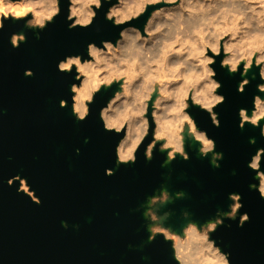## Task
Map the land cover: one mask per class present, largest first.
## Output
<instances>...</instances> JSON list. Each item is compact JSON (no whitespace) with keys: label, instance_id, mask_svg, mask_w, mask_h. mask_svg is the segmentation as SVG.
Here are the masks:
<instances>
[{"label":"water","instance_id":"1","mask_svg":"<svg viewBox=\"0 0 264 264\" xmlns=\"http://www.w3.org/2000/svg\"><path fill=\"white\" fill-rule=\"evenodd\" d=\"M108 7L105 3L92 27L70 31L68 0H61V15L39 32L40 39L39 30H28L23 22L0 32V264H179L172 241L160 236L148 242L144 212L149 198L162 188L173 198L161 208L162 213H171L165 227L177 233L190 222L213 221L219 211H229L230 193L241 195L245 205L241 213L247 212L251 221L240 228L239 216L226 220L212 238L222 251L231 253V264H264V199L250 189L258 181L248 168L257 149L264 148V138L251 125L243 131L239 127V110L246 108L251 114L253 97L264 95L257 92L262 83L258 74L242 95L241 77L222 69L217 58L215 78L223 85L218 94L226 97L215 109L221 127H214L207 112L189 108L200 130L224 155L219 169L210 163L211 157L198 156L199 145L190 140H186L189 161L178 156L162 167L167 153H161L158 145L149 162L145 150L151 135L138 151L135 165L117 167L116 146L123 133L106 132L100 110L118 86L98 95L91 115L80 123L73 115L71 86L81 82L74 79L75 72L58 70V63L68 56L90 59V43H115L119 38L121 29L105 19ZM161 8L150 5L136 27L143 32L146 15ZM13 33L26 35L27 43L14 48ZM28 70L33 77L25 75ZM257 72L254 69L248 78ZM62 100L68 102L67 108L60 107ZM107 169L115 175L107 176ZM17 176L28 182L40 205L19 192V181L9 186ZM181 192L186 196L176 198Z\"/></svg>","mask_w":264,"mask_h":264},{"label":"clouds","instance_id":"2","mask_svg":"<svg viewBox=\"0 0 264 264\" xmlns=\"http://www.w3.org/2000/svg\"><path fill=\"white\" fill-rule=\"evenodd\" d=\"M105 3L109 5L105 19L114 28L121 29L119 38L115 43L110 40L101 41L99 45L90 43L87 46L90 59L76 55L58 63L61 73L72 75L75 72L74 79L81 82L71 86L73 115L84 123L91 115L90 106L96 103L97 96L117 85L119 90L100 110L105 131L116 135L123 133L116 146L117 167L135 165L138 151L151 135L152 140L145 150L147 161L154 159L158 145L161 153H167L162 167H167L178 156L189 161L186 140L190 136L200 145V156L211 157L210 163L219 169L224 155L216 151L215 140L200 130L189 108L197 107L207 112L214 127H221L215 109L226 102V97L218 94L223 85L215 78L217 72L213 66L217 64V58H221L222 69L241 77L240 94L245 93L257 74L262 81L257 84V92L264 94V0H180L178 5L177 0H163L164 4L176 8L153 9L146 15L143 31L149 37L161 34L150 46L136 22L150 5L159 4L161 0H118L116 3L113 0H68L69 30L92 27ZM0 13L5 17L11 14L10 19L0 23V32L9 24L23 22L28 30H39L36 38L40 39L39 32L46 30L61 15V0H0ZM161 15L164 23L157 20ZM10 42L19 49L21 44L27 43V37L13 33ZM254 69L258 72L249 79ZM25 75L31 78L34 73L28 70ZM60 107L67 108L68 102L62 100ZM239 118L241 131L251 125L259 129L260 137L264 138V95H255L251 115L246 108H241ZM250 143L255 145L256 140L252 139ZM76 151L79 155L80 150ZM262 163L264 148L257 149L248 162V168L258 181L249 187L264 199ZM106 175L114 176L115 171L107 169ZM17 181L21 185L20 193L29 196L37 205L42 203L21 177L9 180V186ZM25 184L31 195L25 191ZM185 196L183 192L176 194V198ZM172 200L163 188L160 195L149 198L144 212L149 243H154L160 236L169 242L165 235L158 234L161 231L175 234L161 223L159 215L160 206ZM229 200L232 201L229 211H219L214 221L204 225L188 223L183 235L192 231L197 235L179 250L173 248L176 261L180 264H231V253L222 251L212 237L225 226L226 220L236 221L239 216L238 227L243 228L251 217L247 212L241 213L245 207L241 195L230 193ZM170 216L171 213H165L163 219L166 221ZM184 217L188 219L189 213L185 212Z\"/></svg>","mask_w":264,"mask_h":264},{"label":"rangeland","instance_id":"3","mask_svg":"<svg viewBox=\"0 0 264 264\" xmlns=\"http://www.w3.org/2000/svg\"><path fill=\"white\" fill-rule=\"evenodd\" d=\"M180 2L179 1H177V5L179 4ZM159 4H161L162 5V8L161 9H159V10H175V8H176V6H173V5H166V4H164L163 3V0H161V3H159ZM155 5H158V4H155ZM163 17V18H162ZM2 18H11V14H9L7 17H5L4 15L3 16H1V19ZM159 18H161V19H159V20H163L164 19V16L163 15H161ZM1 23V22H0ZM148 36H147V33L145 32L144 34H143V38H147ZM23 187H25V189H26V192H28V188L24 185ZM161 193V192H160ZM160 193H158L157 195H160ZM156 195V196H157ZM163 206H160V208H159V215L161 216V223L165 226V220L163 219V217H164V214L165 213H162L161 212V208H162ZM146 210H147V208H146ZM214 221V220H213ZM188 225V224H187ZM187 225L184 227V228H186L187 227ZM184 228H183V230H184ZM169 229H171V228H169ZM172 230V229H171ZM183 230L181 231V233H183ZM173 231V230H172ZM175 234H173V233H170V232H167V231H161V232H159L158 234H163V235H165L166 236V238L168 239V240H170V241H172V243H173V247L175 246V245H186L187 243H190L191 242V236H190V233H188V235L187 236H184L183 234H181V233H177V232H175V231H173Z\"/></svg>","mask_w":264,"mask_h":264},{"label":"bare ground","instance_id":"4","mask_svg":"<svg viewBox=\"0 0 264 264\" xmlns=\"http://www.w3.org/2000/svg\"><path fill=\"white\" fill-rule=\"evenodd\" d=\"M177 1H179L180 2V0H177ZM4 14L3 13H0V22H1V16H3ZM160 17V16H159ZM159 17H157V20L159 21V22H161V23H164L165 22V19H163V20H159V19H161V18H159ZM163 18V17H162ZM145 32L143 31V32H141V35H142V37H143V34H144ZM147 33V32H146ZM161 34H156L155 36H151V37H149V35H148V33H147V38H143L145 41H147V44L150 46L151 45V43L154 41V40H156V39H158L159 38V36H160ZM251 115V114H250ZM162 119L164 118V117H161ZM166 134V133H165ZM187 140H190L192 143H196V142H194V140L190 137V136H188L187 137ZM197 144V143H196ZM199 145V144H198ZM199 149H200V145L198 146V156H200V153H199ZM24 189H25V187H24ZM25 191H26V189H25ZM176 195V194H175ZM179 233H181V232H179ZM181 234H183V233H181ZM197 235V233L195 232V231H192V232H190V236H191V239H192V237L193 236H196ZM185 245H175L173 248H174V251H176V250H179L180 248H182V247H184ZM210 255V254H209ZM179 262V261H178ZM179 264H180V262H179Z\"/></svg>","mask_w":264,"mask_h":264}]
</instances>
